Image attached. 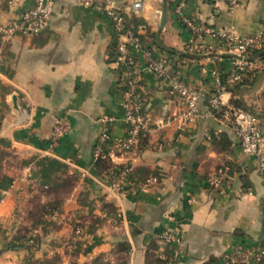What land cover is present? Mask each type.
I'll list each match as a JSON object with an SVG mask.
<instances>
[{
  "label": "crops",
  "instance_id": "crops-1",
  "mask_svg": "<svg viewBox=\"0 0 264 264\" xmlns=\"http://www.w3.org/2000/svg\"><path fill=\"white\" fill-rule=\"evenodd\" d=\"M132 1L121 2L128 25L155 56L178 52L169 54L172 70L201 94L200 110L208 117L183 131L149 132L132 151L107 161L127 168L137 189L117 190L93 154L104 130L114 140L129 129L122 107L124 65L117 52L112 59L118 34L105 12L81 0H56L42 34L0 37V264L27 256L23 214L45 208L51 224L36 229L40 239L31 249L39 263L93 264L123 253L127 264H224L236 246L264 245V181L257 160L243 151L233 121L207 102L217 79L233 71L235 57L182 23L175 11L180 0H143L138 13L129 8ZM181 1L197 28L264 32V0H237L236 6L229 0ZM33 4L20 0L12 7L0 0V24ZM142 59L140 54L139 86L148 110L154 117L180 112L182 100L169 80L142 71ZM246 60L247 73L260 72L255 84L242 95L225 91L222 98L226 106L239 98L263 111L264 62L248 54ZM59 120L68 129L54 143ZM225 168L234 185L210 187L207 176ZM152 175L156 184L139 187ZM167 227L180 233V251L174 243L159 244Z\"/></svg>",
  "mask_w": 264,
  "mask_h": 264
},
{
  "label": "built area",
  "instance_id": "built-area-1",
  "mask_svg": "<svg viewBox=\"0 0 264 264\" xmlns=\"http://www.w3.org/2000/svg\"><path fill=\"white\" fill-rule=\"evenodd\" d=\"M9 6H16L20 0H4ZM56 0H34L31 8L19 13L18 18L8 24H0V37L10 40L19 34L40 35L48 27L53 15ZM122 0H81L82 5L90 8H99L110 19L118 34L116 43L117 61L124 65L122 80L124 85V121L129 125L128 134L124 138L112 139L109 131L104 130L99 136L94 147L93 154L96 162L114 160L117 155L129 153L140 142L142 136L152 131H161L175 127L183 131L188 126L208 117V112L200 110L201 94L185 78L172 70L173 58L169 54L157 57L153 51L144 47L138 30L129 26L126 13L121 6ZM232 6L237 5V0H229ZM184 1L176 3V14L183 24L192 28L197 34L208 35L217 41L218 45L235 58L234 69L226 80L217 79V91L208 99V105L215 113H223L229 117L239 133L243 151L257 160L258 171L264 181V129L260 117L241 108L232 105L226 106L222 95L228 91L231 84L239 83L246 71V56L251 49L264 47V32L239 35L232 29L218 30L212 26L195 27L193 22L184 13ZM133 13H138L143 8V0H133L129 6ZM209 50H212L209 49ZM142 55L145 71L155 77L169 80L171 90L182 100V110L170 116L154 117L147 107V99L140 90V65L138 56ZM112 120V119H109ZM67 125L57 121L53 134V142L57 143L67 131ZM130 176L127 168L119 171L112 183V187L123 190L130 184ZM210 187L216 189L225 185L230 188L235 179L228 168L212 173L206 178ZM158 182V176L152 175L140 183L139 187L147 188ZM137 189H132L136 191ZM161 246L168 244L178 245L180 251L183 240L180 233L171 227L165 228L158 235ZM35 243L34 239L30 240ZM178 252V251H177ZM264 260V245L260 247L236 246L224 260V264H260Z\"/></svg>",
  "mask_w": 264,
  "mask_h": 264
},
{
  "label": "trees",
  "instance_id": "trees-1",
  "mask_svg": "<svg viewBox=\"0 0 264 264\" xmlns=\"http://www.w3.org/2000/svg\"><path fill=\"white\" fill-rule=\"evenodd\" d=\"M116 52H117V50H116V44H115V45H113L112 59L115 57ZM167 52L169 54L170 53L171 54H178V52L173 51V50H167ZM248 56H249V59L250 58H252L253 60L259 59L260 61L264 62V47L251 49L248 53ZM261 72H264V70ZM259 74H260V72H257V71H253V72H249V73H247V71H246L243 79L239 83H235L234 87H232V88L228 87L227 89L233 93L238 92L239 95L240 94L242 95V93L245 92L244 90L247 89V88L244 89V87L249 86V88H251L255 84ZM222 81L224 83L225 79H222ZM232 106L235 108H241L245 111L256 114L260 117V119H264V109H263V111H257L252 106H248L244 102V100H242V99H239V98L233 99ZM222 115H223V113H219L218 116H222ZM143 139H144V136L141 137L140 141ZM3 160H4V153L0 150V173H1V170L3 167ZM97 164H98V167L102 170L103 174L106 175L107 177H109V179H111V180L115 179L116 176L118 175L119 171L122 170V168H120V167H117V166H114L111 164H107V162H103V161H99ZM129 181H131V180H129ZM131 187H133L132 181H131V185L126 186V189L128 190ZM37 244H38V241H37V243L35 242L34 244H31V246L28 245L27 249L29 250V252H28L29 255H27L23 259V263L30 261V258H32L34 256L31 249L33 247H36ZM166 263H167V261H162L159 264H166ZM37 264H40V263L38 262ZM41 264H54V260H45V261L41 262Z\"/></svg>",
  "mask_w": 264,
  "mask_h": 264
},
{
  "label": "rangeland",
  "instance_id": "rangeland-1",
  "mask_svg": "<svg viewBox=\"0 0 264 264\" xmlns=\"http://www.w3.org/2000/svg\"><path fill=\"white\" fill-rule=\"evenodd\" d=\"M48 209L49 208L38 210L36 213H33L32 215L23 214L22 222H24V223L22 224L23 228L21 229V233L23 236L22 238L26 239V242L28 243L29 246H31V244H30L31 239H34L36 243L40 239V235L38 233H36L37 232L36 229H39L40 225L42 227L43 226L46 227L47 225L51 224L49 222V218L46 217L49 213ZM69 252H72V251H69ZM127 252L128 251H126V253ZM27 255H29V254H27ZM101 259H102V257H101ZM101 259H99L98 263H93V264H111V260L114 261L112 264H127L126 263L127 258L125 257V255L123 253H119L118 255H114L113 257H111V260H109L108 262H105L104 260H101ZM56 261H57V259H55L54 264H57ZM37 263H38L37 259H35L33 256L32 258H30V261L23 263V260H21V262H19L17 264H37Z\"/></svg>",
  "mask_w": 264,
  "mask_h": 264
},
{
  "label": "water",
  "instance_id": "water-1",
  "mask_svg": "<svg viewBox=\"0 0 264 264\" xmlns=\"http://www.w3.org/2000/svg\"><path fill=\"white\" fill-rule=\"evenodd\" d=\"M16 99H17V98L15 97V98H14V101H16ZM15 107L18 108L17 105H15Z\"/></svg>",
  "mask_w": 264,
  "mask_h": 264
}]
</instances>
